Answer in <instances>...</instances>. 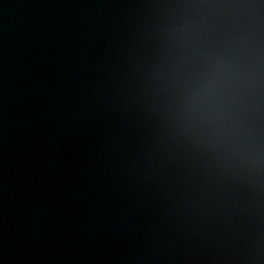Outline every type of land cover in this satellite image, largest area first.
I'll use <instances>...</instances> for the list:
<instances>
[{
  "label": "water",
  "instance_id": "95a60500",
  "mask_svg": "<svg viewBox=\"0 0 264 264\" xmlns=\"http://www.w3.org/2000/svg\"><path fill=\"white\" fill-rule=\"evenodd\" d=\"M0 264H264V0H0Z\"/></svg>",
  "mask_w": 264,
  "mask_h": 264
}]
</instances>
